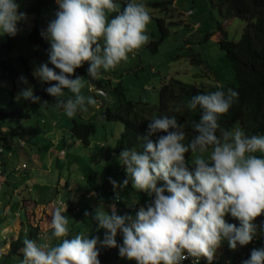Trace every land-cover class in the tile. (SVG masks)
<instances>
[{
	"label": "clouds",
	"instance_id": "9594fccd",
	"mask_svg": "<svg viewBox=\"0 0 264 264\" xmlns=\"http://www.w3.org/2000/svg\"><path fill=\"white\" fill-rule=\"evenodd\" d=\"M56 2L55 18L41 33L50 43L49 61L40 64L33 75L51 84L46 92L56 98L57 108L74 118L96 104L93 97L82 94L84 78H72L76 69L87 62L88 76L98 79L101 69L114 70L127 61L129 53L149 43L146 32L151 16L141 0H127L122 11L114 0ZM26 20L27 14L20 11L17 0H0V34L14 37L18 24ZM20 80L28 83L26 77ZM90 88L102 93L99 88ZM65 90L71 93L66 99ZM237 97L238 92L232 88L192 96L187 107L199 108L201 115L193 125L196 135L188 143L183 125L175 116L150 120L140 137L142 150L126 148L119 161L132 187L154 196L153 202L140 207L135 218L117 214L114 203L110 213L102 205L94 213L85 211L86 217L91 215L97 222L98 230H105L103 240L82 232L66 238L67 207H56L48 225L51 236H44L43 242L25 238L21 264H100L98 244L118 248L121 257L136 264H181L189 257L197 262L203 257L211 264L222 241L227 240L232 250L248 245L257 234L254 221L264 215V135L249 136L240 129L221 127L220 117ZM20 98L41 103L32 87L22 89L17 95ZM189 152L198 153L192 160V170L186 162ZM109 180L114 192L129 183L128 179L122 185ZM229 214L239 226L225 220ZM118 233L122 244L117 243ZM53 239L57 243H51ZM242 264H264V248L253 249Z\"/></svg>",
	"mask_w": 264,
	"mask_h": 264
},
{
	"label": "rangeland",
	"instance_id": "374dc122",
	"mask_svg": "<svg viewBox=\"0 0 264 264\" xmlns=\"http://www.w3.org/2000/svg\"><path fill=\"white\" fill-rule=\"evenodd\" d=\"M154 1H164L165 4L153 6L151 3ZM114 2L119 8L118 1ZM141 2L145 3L151 16L146 32L150 37L149 43L137 52L129 53L127 61L121 62L114 70L106 71L107 73L103 74L106 81L116 84L120 80L128 96L148 100L150 105L158 101L156 88L170 77L205 87L234 82L233 68L220 48L219 41L223 37V32L229 39L237 40L243 30L245 22L243 19L223 15L220 11V0H141ZM57 11L56 0H52L49 5L42 8L41 13L45 20L44 31L48 26L46 21H50ZM25 27L20 28L15 35V48L8 53L10 62L15 67H19L18 74L14 77L0 76V106L12 96L16 97L22 89L32 87L31 80L18 55L31 52L29 65L32 73L45 60L41 47L27 46L25 43L24 38L27 32ZM83 66L88 68L89 64L86 62ZM2 71L3 68L0 67V75ZM21 76L27 78V84L20 80ZM86 84L84 80L82 94L87 97L92 92L87 90ZM97 99L98 107L91 106L93 108L89 107L87 112H78L74 118L67 117L63 110L52 109L50 113H46L43 116L44 122L39 121L42 131L36 136L26 138L24 142L20 141L21 144H25L22 151L25 150L26 154L24 151L20 153L17 148L14 152L8 153L6 140L0 138V157H8L6 165L9 170L16 166L11 172L12 175L9 173L10 177L5 174L0 175V181L7 179L11 186L16 187L12 194H9L11 187L6 183L2 185L0 183V216L3 215L5 206L10 205L9 202L12 203L13 210L18 211L15 224L18 223L16 225L13 223L15 219L12 223L9 222L8 228L11 229L10 231L13 230V233L16 229L20 231L26 228V230H32L30 237H34L36 230L33 226L36 224V227L40 226L41 229L38 235L39 242H43L44 236H51L52 230L48 225L54 209L67 207L64 215L69 220V236L66 238L71 239L82 232L89 235V238L99 236L100 240H103L105 230H98L97 222L91 215L86 217L85 211L94 213V210L102 205L104 210L110 213V206L114 203L117 214L135 217L137 210L135 203L144 198L138 205L140 208L153 202L154 196L150 197L147 193L132 187L131 178L119 161L121 150L119 151L116 146V139L123 131L122 122L104 120L94 115L108 104L115 106L114 96L107 91L103 96L98 95ZM88 113L89 116L94 117L96 131L90 136L89 144L85 145L72 136L70 125L73 119L86 120ZM33 122L34 117L22 121L23 124ZM236 129L242 130L239 122L231 128L232 131ZM13 142L15 145L19 143L17 140ZM204 155L207 157V153ZM256 155L259 156L260 153ZM194 157L195 154L192 153L190 159L188 158L193 166L189 170L194 168L192 164ZM109 178L115 180L118 185H122L125 179H128L129 183L126 187H118L114 192ZM162 183L161 181L158 186ZM117 193H119L118 200ZM32 199L36 202L31 201ZM35 204L39 207L36 208ZM28 209L31 215L40 213L38 218L32 216L33 225L28 224L30 220L28 221L25 212ZM225 220L236 225L239 223L230 214L225 216ZM21 221L24 223H19ZM0 232L2 237L8 235L5 230ZM263 239L264 233L263 237L257 240L258 249L264 247ZM55 241L53 239L51 243H57ZM97 247L102 246L98 244ZM243 247L246 248V246ZM225 252L231 255L228 264H242L244 260H247L245 257L242 258V249L239 245L236 250L226 251L225 241H222L211 264L227 263L223 256ZM22 259L23 257L16 264H21ZM1 260L0 264H2ZM186 261L190 262L189 259ZM116 262L136 264L135 261H129L120 255ZM202 263L209 264L203 257L194 264Z\"/></svg>",
	"mask_w": 264,
	"mask_h": 264
},
{
	"label": "trees",
	"instance_id": "16d2710c",
	"mask_svg": "<svg viewBox=\"0 0 264 264\" xmlns=\"http://www.w3.org/2000/svg\"><path fill=\"white\" fill-rule=\"evenodd\" d=\"M51 1L52 0H17V3L20 5V11L27 14V20L20 22L18 28L20 29L26 26L25 29H27V32L24 41L27 46L38 45L43 49L45 54L44 63H48L49 61L48 52L50 43L41 35L45 25V20L41 11L42 8L49 5ZM114 1H118L121 11L127 2V0ZM151 4L153 6H159L165 3L164 1H154ZM219 5L223 15L236 16L245 21L241 35L237 40L229 39L223 32V37L219 41L220 48L224 51L225 56L228 58L233 68L234 82L205 87L203 85H196L170 77L156 88L158 101L156 104L150 105L148 100H141L139 98L134 99L128 96L126 92H124L125 88L120 80H118L116 84H112L111 81H106L103 74L107 72L103 69H101V75L98 79H93L88 76L87 67L82 66L76 69L75 75L82 76L87 83V90L92 92L89 93V96L92 95L96 100L95 106L99 103L97 99L98 95L103 96L109 91L114 96L115 106H110L108 104L94 115H96V117L100 116V118L104 120L122 122L123 131L116 139V146L119 151L126 148L131 149L133 147L142 150L143 141L140 137L146 132L148 123L155 117L165 115L169 117L175 116L178 122L183 125V130L186 134L185 143H188L196 135L193 125L198 122L201 115V110L199 108L191 110L187 107L191 97L196 94H207L217 90L227 91L228 88H232L234 91L238 92V97L233 102L229 111L220 117L219 122L221 127L226 130H231L235 123L239 122L242 131L246 135H260L264 133V0H220ZM112 15H115V13L110 16ZM54 18L55 16L53 15L51 20ZM50 21L46 22L49 23ZM163 32L165 33V31ZM15 38V36L0 34V67L3 68L0 76L7 77L12 75L14 77L19 72V67H15L8 57V53L15 48ZM30 56L31 52L18 55L20 62L23 64L31 80L34 95L41 98V103H32L22 98L17 99V96H12L5 104L0 106V138L2 137L6 140L9 148L8 153L14 152L17 148L20 153L24 151L26 154L25 150L22 151L25 144H21L20 141L24 142L26 138L36 136L42 131V126L39 121H41V123L44 122L43 116L46 113H50L52 109L63 110L62 108H57L56 98L50 96L46 92V89L51 86V84L42 82L40 79L34 77L31 66L29 65ZM49 67L54 66L49 63ZM56 71L59 72L58 69ZM90 86L101 89L102 93H96L94 90H91V88L89 90ZM65 91L66 95L64 98L66 99L71 96V93H68L67 90ZM44 101L48 103L41 106ZM32 117H34L33 123H22V121L31 119ZM87 117L86 120L82 121L73 119L70 125L72 136L85 145L89 144L90 136L96 131V124L93 122L94 117L92 118V116H89V113ZM157 135H164V133H159ZM15 140L19 142L16 145L15 142H13ZM191 156V152L186 154V162L189 168L193 167L188 161V158L190 159ZM0 158V175L11 174L16 166H13V168L9 170L6 165L8 157L1 156ZM24 164L25 163H23V165ZM4 183L9 186L7 180H5ZM159 183L160 182H158V184ZM13 190H15L14 187L11 188L10 191H8V189L6 191L12 194ZM33 200L34 199L31 201ZM143 200L144 198L134 204L135 207H137L136 213L139 211L138 205ZM2 221L3 218H0V223ZM254 223L257 225V229L261 231V226L258 225V223H264V215L257 217ZM237 226H239V223ZM33 228L36 230L34 237H30V234L32 235L31 229L26 232L24 229H21L15 238H11L10 240L4 238L0 241V249H6V253L1 260L2 264H16V262L21 260L23 257V240L25 238L38 241L37 233L40 230L36 226H33ZM116 239L118 244H122L123 239L121 234L118 233ZM257 240L258 238L254 236L253 240L246 245V248L240 246L244 254L243 257L249 259L251 251L253 249H258ZM224 241L226 251H230L231 249L227 240ZM97 248L99 251L98 259L100 260V264H119L116 262L119 257L118 248ZM223 256H225L224 261L228 260L229 262L231 255L225 252ZM183 263L190 264V262L187 263L186 260H184L182 264Z\"/></svg>",
	"mask_w": 264,
	"mask_h": 264
},
{
	"label": "crops",
	"instance_id": "0c3cea01",
	"mask_svg": "<svg viewBox=\"0 0 264 264\" xmlns=\"http://www.w3.org/2000/svg\"><path fill=\"white\" fill-rule=\"evenodd\" d=\"M61 151L63 152V150L61 149ZM13 172V171H12ZM11 175H12V173H11ZM7 177H10V175L8 176V175H6ZM7 180V179H6ZM8 181V180H7ZM0 183H1V185H2V183H4V181H0ZM8 184H9V186L11 187V188H15L16 189V187H15V185H13V186H11V184H10V182L8 181ZM10 203V205H6L5 206V208H4V212H3V215H1L0 216V218H3V221L0 223V231H3V230H5L6 231V233L8 234L7 236H4V237H2L1 235H0V241L2 240V239H4V238H7L8 240H10L11 238H15L17 235H18V230L16 229V231H15V233H13L14 231L12 230V231H10L11 229L10 228H8L9 227V222H11L12 223V221L15 219V217L16 216H18L17 214H18V211L17 210H13V205H12V203L11 202H9ZM34 206H36V208L37 207H39V205H34ZM33 209V208H32ZM26 212V215H27V219H28V224L29 225H33L34 223H33V219H32V216H33V218H38V215H40V213L38 212V213H35V214H33L32 213V215L30 214L31 213V211H29V209L28 210H26L25 211ZM30 212V213H29ZM20 213V212H19ZM17 221V219H15V221L13 222L14 224H15V222ZM18 223V222H17ZM16 223V224H17ZM19 223H24V221H21V222H19ZM15 224V225H16ZM40 225H41V221H40ZM258 225H260L261 226V223H258ZM34 226H37L36 224L34 225ZM39 228V230H41L40 229V226L38 227ZM29 229H27L26 230V228L24 229V231L26 232V231H28ZM18 231V232H17ZM1 233V232H0ZM39 233L40 232H38V234H37V238H38V241L37 242H39V238H40V236H38L39 235ZM263 233H264V231H259L258 229H257V234L255 235L257 238H259V237H263ZM259 236V237H258ZM262 241H264V239L262 240ZM6 253V249H3V248H1L0 249V259H2L3 258V255ZM241 254H242V258H244L243 256H244V254H243V252H241ZM231 260V259H230ZM229 260V261H230Z\"/></svg>",
	"mask_w": 264,
	"mask_h": 264
},
{
	"label": "built area",
	"instance_id": "2783aa9c",
	"mask_svg": "<svg viewBox=\"0 0 264 264\" xmlns=\"http://www.w3.org/2000/svg\"><path fill=\"white\" fill-rule=\"evenodd\" d=\"M185 255H187V253H185ZM188 259L190 260V264H194L195 262H197V259L196 258L189 257Z\"/></svg>",
	"mask_w": 264,
	"mask_h": 264
}]
</instances>
